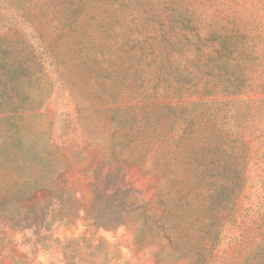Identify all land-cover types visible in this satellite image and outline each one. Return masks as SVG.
<instances>
[{
	"label": "rangeland",
	"instance_id": "374dc122",
	"mask_svg": "<svg viewBox=\"0 0 264 264\" xmlns=\"http://www.w3.org/2000/svg\"><path fill=\"white\" fill-rule=\"evenodd\" d=\"M0 264H264V0H0Z\"/></svg>",
	"mask_w": 264,
	"mask_h": 264
}]
</instances>
